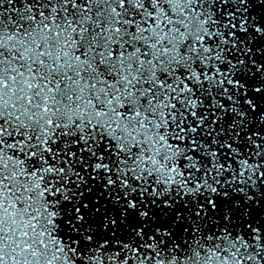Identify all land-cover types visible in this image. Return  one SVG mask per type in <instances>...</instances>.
Segmentation results:
<instances>
[{
	"label": "snow or ice",
	"instance_id": "6c2138e0",
	"mask_svg": "<svg viewBox=\"0 0 264 264\" xmlns=\"http://www.w3.org/2000/svg\"><path fill=\"white\" fill-rule=\"evenodd\" d=\"M0 264H264V0H0Z\"/></svg>",
	"mask_w": 264,
	"mask_h": 264
}]
</instances>
